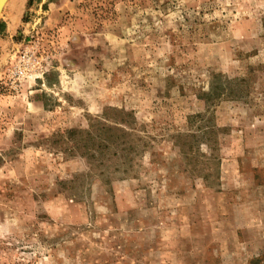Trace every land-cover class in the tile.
Returning <instances> with one entry per match:
<instances>
[{
    "label": "rangeland",
    "instance_id": "rangeland-1",
    "mask_svg": "<svg viewBox=\"0 0 264 264\" xmlns=\"http://www.w3.org/2000/svg\"><path fill=\"white\" fill-rule=\"evenodd\" d=\"M0 264H264V0H5Z\"/></svg>",
    "mask_w": 264,
    "mask_h": 264
},
{
    "label": "water",
    "instance_id": "water-1",
    "mask_svg": "<svg viewBox=\"0 0 264 264\" xmlns=\"http://www.w3.org/2000/svg\"><path fill=\"white\" fill-rule=\"evenodd\" d=\"M4 2H5V0H0V12H1V9H2Z\"/></svg>",
    "mask_w": 264,
    "mask_h": 264
}]
</instances>
